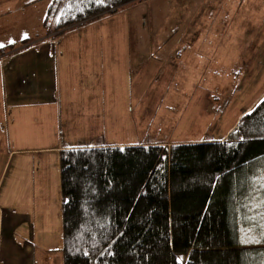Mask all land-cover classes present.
Returning a JSON list of instances; mask_svg holds the SVG:
<instances>
[{"label":"crops","instance_id":"crops-1","mask_svg":"<svg viewBox=\"0 0 264 264\" xmlns=\"http://www.w3.org/2000/svg\"><path fill=\"white\" fill-rule=\"evenodd\" d=\"M226 1L213 0L211 5L225 6L211 11L214 16L231 14ZM51 4L0 0V35L37 26V15L42 26ZM256 4L262 24L249 47L125 44L137 25L122 12L59 38L34 33L0 47H15L0 55L1 264H63L61 151L161 145L149 133L164 132L170 116L176 124L172 145L225 139L264 96V0ZM117 36L119 44H113ZM209 62L215 66L206 69ZM219 70L230 86L241 73L221 114L213 90ZM160 99L168 116L160 115ZM187 131L194 136L179 139Z\"/></svg>","mask_w":264,"mask_h":264},{"label":"trees","instance_id":"trees-1","mask_svg":"<svg viewBox=\"0 0 264 264\" xmlns=\"http://www.w3.org/2000/svg\"><path fill=\"white\" fill-rule=\"evenodd\" d=\"M135 1L52 0L53 38ZM263 165L264 96L220 142L61 151L63 264H264L238 233Z\"/></svg>","mask_w":264,"mask_h":264},{"label":"rangeland","instance_id":"rangeland-1","mask_svg":"<svg viewBox=\"0 0 264 264\" xmlns=\"http://www.w3.org/2000/svg\"><path fill=\"white\" fill-rule=\"evenodd\" d=\"M206 1L207 2L203 3L199 0H139L126 5L120 9L117 14L121 12L125 13L124 17L133 21L130 23H136L137 28L135 30L136 37H134V33L128 36L123 35L125 44L188 45L216 48L218 46L241 47L238 45L239 43H244L246 45L245 47H249L253 44L257 30L261 28L262 24L259 21V17L254 13L256 8H258L256 7L257 0H245L244 2H241V0H227L225 3L226 6L228 3H232L231 6L227 7V9L231 11V14L228 16L219 15L217 17L216 15L214 16V13L217 12L220 7L221 10H224L225 6H221L218 3L211 5L213 0ZM222 1L224 0H215V2ZM249 2H251V4H249ZM201 9L202 16L198 18ZM261 10L264 11L263 6H261ZM248 11H250L249 14L247 13ZM249 16L250 20L248 19ZM40 18V15L35 17L37 20L35 24H37V26L22 29L23 32L25 31L24 33H21V30H17L12 33L0 35V47L9 42H15L18 38H30L34 33L37 34L38 37L40 34L44 36L47 33H53L57 11L52 12L50 16L45 15L42 26H39L40 20H42ZM126 32L127 30L123 33L125 34ZM20 33L25 35L20 37ZM113 40L115 41L113 44H119L118 36L114 37ZM206 55L207 54H204L203 56L206 57ZM229 56L233 57L234 55L231 54ZM211 64L215 66V62H209L205 68L208 69ZM214 69V67H211L209 70ZM240 74L241 73L234 74V84L230 86L226 84V79L223 80L226 77H224L222 71L219 70L218 85L213 86V90L219 101L220 114L223 112L226 105L229 104V99L232 98L236 89L239 87ZM229 78H231V76H229ZM161 100L162 99H160L158 103V107L162 114H159L165 117L169 114L165 113V110L167 111L164 105L165 103L162 104L165 108L161 110L159 106V104L163 103ZM158 110L159 109H157L156 113ZM174 121L175 118L170 116L169 127H162L164 132H155L152 130L149 133V137L152 140L161 141V145L157 146H168V148H171L176 145H172L171 143L173 142L169 140L170 136L174 138V134H170L172 132L170 129H173L176 125L173 123ZM192 121L189 122L192 123ZM238 121H236V124ZM229 133H227L226 136ZM178 135L180 134H177L175 139L178 138ZM192 136L194 135L187 131L179 136V139H182L181 137L189 138ZM167 140L170 141V143H165ZM257 169L258 172L252 177L251 193L249 192L245 204L242 202L241 205H238V211L240 212L242 220L239 222L238 226L239 244L241 248L246 249L264 248V165ZM246 237H251V239H246ZM179 261L183 263L184 259L182 260L181 258ZM49 264H59V262L57 260H51Z\"/></svg>","mask_w":264,"mask_h":264},{"label":"snow or ice","instance_id":"snow-or-ice-1","mask_svg":"<svg viewBox=\"0 0 264 264\" xmlns=\"http://www.w3.org/2000/svg\"><path fill=\"white\" fill-rule=\"evenodd\" d=\"M98 3H103L104 0H97ZM246 239H251V237H246Z\"/></svg>","mask_w":264,"mask_h":264},{"label":"built area","instance_id":"built-area-1","mask_svg":"<svg viewBox=\"0 0 264 264\" xmlns=\"http://www.w3.org/2000/svg\"><path fill=\"white\" fill-rule=\"evenodd\" d=\"M0 264H1V261H0Z\"/></svg>","mask_w":264,"mask_h":264}]
</instances>
